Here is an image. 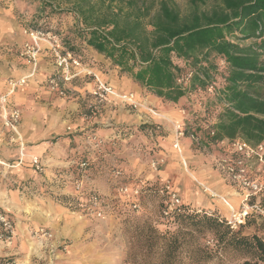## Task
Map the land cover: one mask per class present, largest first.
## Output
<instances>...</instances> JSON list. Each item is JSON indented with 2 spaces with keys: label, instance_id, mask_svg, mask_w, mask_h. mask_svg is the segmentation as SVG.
Masks as SVG:
<instances>
[{
  "label": "rangeland",
  "instance_id": "374dc122",
  "mask_svg": "<svg viewBox=\"0 0 264 264\" xmlns=\"http://www.w3.org/2000/svg\"><path fill=\"white\" fill-rule=\"evenodd\" d=\"M54 2L57 7L69 8L73 0H54ZM177 3L184 8L183 0H177ZM7 4L14 8L13 13L21 26L22 37H24L22 34L24 27L40 28L57 34L65 48H72L83 58L84 63H92L95 70L101 71L98 74H104L105 80L110 82L117 91L131 92L137 101V105L133 107L125 101L111 97L92 112L88 108L93 102L92 98L82 97L75 91L66 100L55 95L56 98L69 102L68 104L72 107L67 112L70 117L67 127H64L65 132L51 138L50 141L61 137H71L72 134L69 131L81 124V127H78L82 130L78 133L81 137L79 141L72 143L82 148L79 154H72V156L74 155L76 159L80 158L79 162L82 157L88 161L87 169L90 168L88 174L93 182L91 185L84 184L86 186L82 184L80 192L97 191L105 198L107 208L104 219L89 218L79 210L77 201H72L76 197H72L69 193H61L63 187L55 186V184L51 187L48 183L44 190L47 194L45 199H36L32 203L33 215L29 220L30 228L32 230L46 228L51 233L47 241L54 239L55 231L63 233L65 237L59 241L55 249L51 246L50 249L53 251L48 250L45 254L42 253L44 255H34L30 264H241L243 258L251 259L242 249L218 243L216 236L207 229L205 224L202 225L201 231H198L199 229H194L193 225L181 222L176 232L185 233V236L180 238L181 243L168 262L167 256L171 248H168L161 239L156 241L146 238L136 230L137 226L143 227L144 232L146 229L154 230L156 233L165 230V223L160 213V202L163 199L161 195L147 196L143 213L137 216L123 205L121 202L123 199L117 193V184L123 180L116 182L110 176L111 168L121 164L128 173L133 175L143 177L151 174L158 176L159 180L169 181L181 201L190 200L195 205L206 206L208 202L214 203L216 199L224 196L229 202V207L232 208L234 205L231 198L240 200L242 192L226 179L225 172L217 163L215 148H207L192 142L189 134L179 138V151L173 148L174 126L181 124L187 118V110L198 111L201 108L199 103L202 100V94L186 95L178 104L162 101L157 96L146 92L140 85L130 81L127 74L111 66L108 59L85 45L84 40L77 35L73 14L53 13L49 8L43 9L40 7L39 0H0L1 6H7ZM89 81L88 79L80 80L74 82V85ZM73 103L76 104L75 107L71 105ZM61 107L63 108L56 103V109ZM80 118L84 123H80L78 120ZM94 119H102V121L93 123ZM106 122L110 123L107 127L117 125L111 127L114 134L106 137L95 135L94 129H105L100 124ZM214 122V117L208 119L209 124ZM152 126H156V135L151 134ZM91 134L96 136L95 140L90 137ZM155 155L164 160L158 170H152L148 166L150 158ZM123 162L126 167L122 164ZM205 187L216 193L218 197H212L211 192L204 191ZM225 190L228 191L224 192ZM226 193L231 194L225 196ZM259 205L264 210V196L260 197ZM225 208L228 212V207L225 206ZM207 209L210 210L212 207ZM216 211L228 218L229 212L225 214L218 209ZM50 218L54 222L53 228L42 225L43 220ZM21 222L26 223L23 220ZM169 228L173 229L171 226ZM238 229L231 231L240 236L253 233L262 236L264 215L253 213L246 219L239 232H237ZM29 237L38 244V247L46 241L33 238L31 232ZM17 239L15 235L10 244L0 241V250L8 252L14 247L18 253L0 255V264H26V238L23 236L22 240Z\"/></svg>",
  "mask_w": 264,
  "mask_h": 264
},
{
  "label": "trees",
  "instance_id": "16d2710c",
  "mask_svg": "<svg viewBox=\"0 0 264 264\" xmlns=\"http://www.w3.org/2000/svg\"><path fill=\"white\" fill-rule=\"evenodd\" d=\"M39 1L53 13L73 14L85 45L160 100L178 104L186 95L202 94L198 111L185 108L183 136L193 135L192 142L215 148L216 159L231 153L229 143L236 138L264 144V0H183L184 8L177 0H73L69 8ZM185 77L182 86L177 80ZM211 117L213 124L208 123ZM150 131L156 135V126ZM225 139L228 144L221 143ZM114 168L129 184L127 172L114 166L110 173ZM160 190L159 180L141 187V214L147 196L161 195L162 212L167 194ZM121 198L127 207V199ZM216 210L182 203L163 219V232L136 230L171 248L169 262L185 236L176 232L178 225L189 223L201 231L205 224L218 243L242 249L251 258L241 264H264V234L240 236Z\"/></svg>",
  "mask_w": 264,
  "mask_h": 264
},
{
  "label": "crops",
  "instance_id": "0c3cea01",
  "mask_svg": "<svg viewBox=\"0 0 264 264\" xmlns=\"http://www.w3.org/2000/svg\"><path fill=\"white\" fill-rule=\"evenodd\" d=\"M11 6L8 4L7 6L0 5V83H3V80L8 77H19L28 71L24 60L19 55L20 47L25 37H22L20 33L21 26L16 21L13 13L14 8ZM52 65L51 58L47 57L45 53L41 55L36 75L24 86L17 88L13 94V102L21 111L20 133L26 144L25 154L27 156H38L43 164V172H36L31 166L28 157L19 165L8 168L6 164L13 165L17 163L19 159L18 149L15 145H8L5 141L0 140V208L13 221L16 239L18 237V239L21 238L22 240L23 236L26 238V264H30L31 258L34 255H44L48 250L53 251V249H50L51 246H54L55 249L59 241L65 237L63 233L55 231L53 233L54 239L46 240L39 247L29 237L32 230L29 220L33 215L31 206L36 199H45L47 196L44 193L46 185L50 183L51 187L54 184L55 186L63 187L64 189H62L63 192L61 193H69L72 197H76L83 192L78 193L74 190L75 180H81L83 185H91L93 182L88 174L90 168L82 170L78 165L80 158L76 159L74 155L72 156V154H79L82 148V146L76 147L72 143L79 141L78 139L81 137L78 134L82 131L78 128L81 127V124L76 125L73 129L69 127L71 129L69 131L72 134L71 137H61L50 141L51 138L65 132L64 127H67L70 117V114L67 112L72 107L68 104L69 102L65 101L66 99L56 98L57 96L50 93L46 88L45 82L52 72ZM96 71L98 73L101 72L99 70ZM100 76L105 80L104 74L101 73ZM84 79H78L77 81ZM91 83L92 81L90 80L81 85L73 84L72 89L82 97H89L86 93L91 87ZM56 103L63 106V108L56 109ZM71 105L76 106L74 103ZM78 120L80 123H84L82 118ZM101 121L102 119H94L93 123H100ZM106 123L100 124L105 129H94L95 135L106 137L114 134V130L111 127H116L117 125L107 127L110 123ZM81 160H84L83 157ZM122 164L126 167L124 162ZM116 166L127 172L121 164ZM128 169L130 168L128 167ZM126 174L130 179L128 181L130 182L129 185L134 183V185L143 186L147 182L159 180L158 176H152L151 174L143 177L133 175L130 172ZM159 181L161 182L163 180ZM227 191L225 190L224 192ZM228 194L231 193H226L225 196H228ZM77 197L75 199L73 198L72 201H77ZM231 200L235 207L239 205V198L232 197ZM182 202L192 208L212 207V209L217 208L225 214L228 213L221 199H216L214 203L208 202L206 206H202L201 204L195 205L190 200H184ZM21 220L26 223H22ZM41 223L46 227H54L52 224L54 222L51 218L48 220L45 219ZM41 247H43V250H41ZM9 254H18L17 249L13 247L8 252H3L2 249L0 250L1 256Z\"/></svg>",
  "mask_w": 264,
  "mask_h": 264
},
{
  "label": "built area",
  "instance_id": "2783aa9c",
  "mask_svg": "<svg viewBox=\"0 0 264 264\" xmlns=\"http://www.w3.org/2000/svg\"><path fill=\"white\" fill-rule=\"evenodd\" d=\"M22 34L25 40L21 44L19 55L24 60L28 71L19 77H8L3 80V83H0V140L5 141L8 145H15L18 149L19 159L17 163L13 165L6 164L8 168L19 165L28 157L31 166L36 172L40 173L43 172V164L40 158L25 154L26 144L20 133L21 111L13 102V94L17 88L24 86L36 75L41 55L45 53L53 63L52 72L45 82L47 90L52 94L65 99L70 98L73 94L72 86L74 82L78 79L87 78L92 81L91 87L87 91V95L93 99L91 105L88 106L92 112L95 108L98 109L102 102L111 97L125 101L133 107L137 105V101L134 99L133 93L117 91L98 74L92 67V63H84L79 55L65 48L57 34L49 30L27 27L22 29ZM187 77L179 78L177 82L184 86L187 84ZM208 90L212 92V87ZM174 136L173 148L179 151L178 141L183 136L181 124L174 126ZM90 137L96 139L93 134ZM190 137L195 139L193 135H190ZM98 142L100 143V140ZM221 143L228 144L226 139ZM229 148L231 153L217 159V163L225 172L226 179L242 192L239 205L237 207L233 206L234 208H230L229 202L220 197L229 210L226 220L227 225L231 230H235L239 225L244 224L245 220L253 213L264 215V210L259 205L260 197L264 196V180H259L261 177L264 178V144H250L241 138H236L229 143ZM163 163V158L154 156L150 158L148 166L152 170H158ZM88 164L87 160H81L78 163L82 170L87 169ZM110 176L114 181L120 182L123 178V172L114 168ZM160 183V192L167 194V198L163 201L165 207L161 212V218L164 219L183 202L177 196L169 181H161ZM74 186L76 192L81 193V180H75ZM141 187L142 185L131 186L123 182L118 183L116 187L118 195L127 199L128 209L136 215H139L142 211V207L138 202ZM205 190L211 192L212 197H218L210 189L205 187ZM77 196L76 204L85 216L94 219L105 218L107 204L105 198L97 191L87 190ZM15 235L13 221L5 211L0 209V241L10 244ZM31 235L33 238L41 240H47L51 237V233L44 227L35 228L31 231Z\"/></svg>",
  "mask_w": 264,
  "mask_h": 264
},
{
  "label": "bare ground",
  "instance_id": "6f19581e",
  "mask_svg": "<svg viewBox=\"0 0 264 264\" xmlns=\"http://www.w3.org/2000/svg\"><path fill=\"white\" fill-rule=\"evenodd\" d=\"M232 205V204H231Z\"/></svg>",
  "mask_w": 264,
  "mask_h": 264
}]
</instances>
